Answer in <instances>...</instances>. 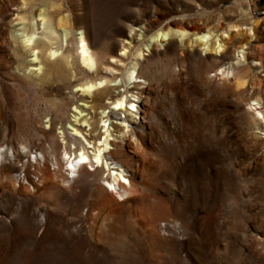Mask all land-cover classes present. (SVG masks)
<instances>
[{
	"label": "rangeland",
	"instance_id": "374dc122",
	"mask_svg": "<svg viewBox=\"0 0 264 264\" xmlns=\"http://www.w3.org/2000/svg\"><path fill=\"white\" fill-rule=\"evenodd\" d=\"M195 29L210 47L229 30L246 40L220 57ZM230 66L237 79L217 75ZM120 96L136 111L112 110ZM257 108L264 115V0H1L0 264H264ZM80 150L90 161L72 171ZM114 172L129 195L110 188Z\"/></svg>",
	"mask_w": 264,
	"mask_h": 264
},
{
	"label": "bare ground",
	"instance_id": "6f19581e",
	"mask_svg": "<svg viewBox=\"0 0 264 264\" xmlns=\"http://www.w3.org/2000/svg\"><path fill=\"white\" fill-rule=\"evenodd\" d=\"M1 1V0H0ZM39 17V22L41 23V25H47L49 23V17L46 11H41L40 14L38 15ZM249 30L251 31L252 28H249ZM65 32V38L67 41V31L66 29H64ZM229 32V33H227ZM239 32V31H238ZM237 31H233V30H229V31H224L223 33L225 34V37L222 38V42L221 44L219 43V45L217 47H210L208 45V38L210 37L209 34H201L199 32L198 29H195V33L197 34L198 38L196 43L203 47V52L208 53L211 52V54H216L217 56L220 57H226L227 54L230 52V49H232V44L233 41L241 36V39L243 41L246 40V36L244 34H240V32L238 33ZM179 34L181 36H185L186 32L184 31H179ZM169 36H173V32L168 30L166 32H161L159 34H156L155 36H153L151 38V42L148 43L145 46V51L149 52L151 47H155V44H158L159 41L160 42H166L168 40ZM33 40V35H31L28 39V41H32ZM244 49V48H243ZM123 55L126 54V50H125V46L123 47ZM78 55L80 58V61L82 62V64L87 67L89 70H93L95 67V63H96V59L89 47V44L87 42V39L84 35L83 32H80L79 34V38H78ZM143 52H137L136 54V61L138 62V58L143 57ZM245 60V56H244V50H242L241 52H238L237 54V62L235 63L236 66H240V64L242 63V61ZM133 64V66L130 68V70L127 71L126 73V79L128 80L129 83H132L134 81L137 80L139 73L137 72V68H138V63ZM237 69H239V67H234V66H230V67H223L220 69L219 73L217 74L218 76H221L223 79H237L238 75H236V71ZM240 79V78H239ZM242 80V78H241ZM116 86V85H115ZM103 87V81L100 82H90L85 84L84 88H85V92L91 93L92 91L96 90V89H100ZM130 105V107L133 108H127ZM128 110L129 112H135V104L134 102H130L127 104L126 101V97L125 96H120L118 99L115 100L114 102V106L112 108V110L114 111H123V110ZM256 112L258 113V115H262L264 118V115L261 111H258V108L256 109ZM103 114L106 116L107 112L103 111ZM104 127H107L106 121H105V125ZM66 152V151H65ZM64 155L66 156V153H64ZM102 155H103V150H101L99 147H96L94 149L93 154L91 155V159H92V166H100L102 163ZM90 161V156L84 151V150H80V152H78L75 156L74 161L70 162L68 161V163L70 164V167L72 169V171L74 170L73 168L75 167H82L83 165L89 163ZM0 163H1V157H0ZM130 182L122 175L121 172H114L111 174V181H109V186L111 189H114L118 195L120 197L123 196H127L129 195L128 190H126V185H129ZM121 188L123 189V193L119 190H121Z\"/></svg>",
	"mask_w": 264,
	"mask_h": 264
}]
</instances>
